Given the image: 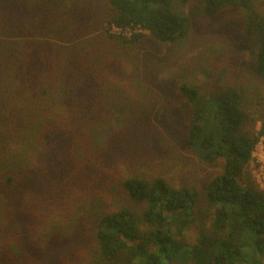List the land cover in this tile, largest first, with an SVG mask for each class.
<instances>
[{
    "label": "trees",
    "instance_id": "1",
    "mask_svg": "<svg viewBox=\"0 0 264 264\" xmlns=\"http://www.w3.org/2000/svg\"><path fill=\"white\" fill-rule=\"evenodd\" d=\"M227 13L252 74L201 88L230 48L206 42L169 72ZM152 117L221 173L126 175L111 157ZM263 136L264 0H0V264H264Z\"/></svg>",
    "mask_w": 264,
    "mask_h": 264
},
{
    "label": "rangeland",
    "instance_id": "2",
    "mask_svg": "<svg viewBox=\"0 0 264 264\" xmlns=\"http://www.w3.org/2000/svg\"><path fill=\"white\" fill-rule=\"evenodd\" d=\"M232 17V13H227L215 20L199 19V27L206 30L207 33L197 35L191 43L182 49L175 46L170 58H167V61L164 62L168 71L172 72L178 63L198 54L200 49H204L205 46L202 45L206 42L217 47L227 44V48H230L226 51V56L216 63L214 76L210 79L201 77L199 80L201 88L214 90L219 84L222 85L237 72L246 73L247 71L251 73L249 69L252 62L250 55L247 52L242 56L237 55L239 41L235 36L236 33L233 29L235 20ZM116 33L119 34L120 32ZM196 33L198 34V31ZM159 108L163 114L166 112L161 107ZM155 124L152 117L151 122L147 123L144 128L146 132L144 136L139 132L138 136L140 137L136 136L138 139L118 146V149L112 155V161L120 164L126 175L161 176L175 185L193 184L200 188L208 180L221 173L222 161H217L212 165L206 164L198 159L190 149H181L177 145L166 152V147L164 148L160 143L161 138L155 141L157 139ZM259 127L260 124L256 126V129L258 130ZM262 139H264V136L260 141ZM251 168L254 178L264 188V141H262V144L259 143L256 148Z\"/></svg>",
    "mask_w": 264,
    "mask_h": 264
},
{
    "label": "built area",
    "instance_id": "3",
    "mask_svg": "<svg viewBox=\"0 0 264 264\" xmlns=\"http://www.w3.org/2000/svg\"><path fill=\"white\" fill-rule=\"evenodd\" d=\"M113 31H114V33H116V32H120V30H118V29H116V28H114ZM127 34L129 35L130 33H127ZM262 138H263V137H262ZM262 141H264V139H262ZM262 141H260L261 144H262Z\"/></svg>",
    "mask_w": 264,
    "mask_h": 264
}]
</instances>
